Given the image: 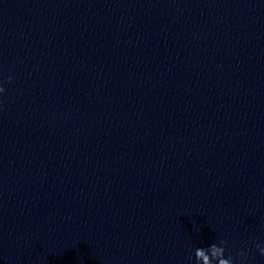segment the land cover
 <instances>
[{"label": "clouds", "instance_id": "clouds-1", "mask_svg": "<svg viewBox=\"0 0 264 264\" xmlns=\"http://www.w3.org/2000/svg\"><path fill=\"white\" fill-rule=\"evenodd\" d=\"M11 81V77H9ZM5 89L0 86V94L4 93ZM227 242L220 240L218 243H212L207 247H197L194 250V257L196 264H201L203 258L207 264H236V258L232 256L230 252L227 251ZM259 248L260 254L264 255V247L256 245ZM240 258V264H244V261L247 259V253L240 251L238 253Z\"/></svg>", "mask_w": 264, "mask_h": 264}]
</instances>
